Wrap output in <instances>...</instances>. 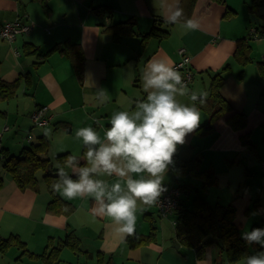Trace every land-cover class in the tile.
I'll return each mask as SVG.
<instances>
[{
	"label": "crops",
	"instance_id": "0c3cea01",
	"mask_svg": "<svg viewBox=\"0 0 264 264\" xmlns=\"http://www.w3.org/2000/svg\"><path fill=\"white\" fill-rule=\"evenodd\" d=\"M223 1L196 0L191 11L183 8L186 17L199 22L198 30L188 31L181 24L166 21L162 0H47V11L38 0H0V28L14 20L31 26L29 33L18 35L13 42L0 39V79L6 82L19 79L16 95L0 101V105L6 103L0 111L6 122L0 127V237L17 236L33 254L31 257L22 255V249L12 244L0 251V264H46L45 258L37 255L46 252L47 258L51 248L68 234L78 239L79 249L63 247L58 264H144L148 252L163 257L164 246L155 242L130 247L126 241L128 236L122 239L109 218L94 214V203L90 199L69 201L56 192L71 211H49L47 207L53 196L46 188L41 171L37 173V190H21L3 168V150L18 155L24 147L38 143L43 137L48 144L43 157L53 161L55 156L68 153L78 156L83 164V146L75 138V132L92 126L103 136L115 111L125 110L131 106L130 100L145 96L142 74L148 61L153 57H166L176 64L180 60L178 51L183 48L190 58L192 91L208 93L212 75L227 66L220 93L233 110L246 114L247 126L234 131L226 123L228 115L219 117L214 121L213 130L207 133L210 134L208 144L201 151L198 140L194 143L198 133L194 131L186 136L185 143L179 146V160L196 158L201 169H213L215 160L224 161L228 167L240 164L241 154L249 150L241 145L240 136L246 131L251 134L264 131L260 127L264 123V77L259 71L264 55V1L256 12L250 10L253 0ZM98 6L109 8L110 15H95L92 9ZM128 19L134 21L140 34L147 33L156 22L169 34L165 39L150 38L144 43L139 36L115 42L107 28ZM240 39L250 46L251 60L245 65L234 58ZM66 42L81 49L83 60L79 74L72 60L59 51L42 59L28 54L25 49L29 45L41 54ZM201 84L204 88H200ZM99 89L109 95L108 101L102 104L96 99ZM180 99L190 102L187 96ZM41 107H47L50 123L37 128L31 116ZM204 113L201 110L200 125L208 119V114ZM96 120L104 128L95 124ZM25 127H28L25 132L16 133L17 128ZM4 128L8 130L3 131ZM49 134L55 137L51 139L52 144ZM212 151L216 152L215 156L208 155ZM258 192L259 208L255 209L258 214L253 224L264 225V183ZM185 195L184 191L181 198ZM235 196L240 197L238 193ZM253 196L251 192L244 196L245 204L241 209L237 200L230 204L236 209L235 224L239 231L247 226L252 215L247 216L246 210L253 206ZM63 207L60 205L59 209ZM150 207L143 206V211L137 213L135 235L150 233V221L154 224ZM206 255L207 260L197 264H215L209 248Z\"/></svg>",
	"mask_w": 264,
	"mask_h": 264
},
{
	"label": "clouds",
	"instance_id": "9594fccd",
	"mask_svg": "<svg viewBox=\"0 0 264 264\" xmlns=\"http://www.w3.org/2000/svg\"><path fill=\"white\" fill-rule=\"evenodd\" d=\"M162 5L168 23L181 24L188 31L198 30L199 22L185 16L181 0H162ZM142 81L145 96L130 100L127 109L115 111L103 136L92 126L75 132V138L82 142L84 163L76 155L68 156L63 165H57L52 184V190L69 201H93L94 214L109 218L122 239L135 234L137 213L143 211V206L160 203L177 147L199 127L198 104L203 105L208 95L189 89L174 61L166 57L150 59ZM185 96L190 102L180 99ZM96 99L102 104L109 95L99 89ZM94 123L104 128L99 120ZM112 177L115 179L110 180ZM241 238L248 245L264 249V228L242 232ZM243 261L264 264V250L245 255Z\"/></svg>",
	"mask_w": 264,
	"mask_h": 264
},
{
	"label": "trees",
	"instance_id": "16d2710c",
	"mask_svg": "<svg viewBox=\"0 0 264 264\" xmlns=\"http://www.w3.org/2000/svg\"><path fill=\"white\" fill-rule=\"evenodd\" d=\"M44 10H49L47 0H38ZM196 0H182L181 5L184 9L191 11ZM223 2V0H217ZM264 0H253L250 6L252 12H256L261 7ZM93 13L97 16L110 15V9L105 6H98L92 9ZM161 23L156 22L151 29L145 33L140 34L136 31L135 23L132 19H128L124 22L116 23L109 26L107 29L112 35L115 42L120 41L125 37L139 36L142 43L150 38L162 40L167 38L168 30L162 29ZM28 54H36L42 59H45L50 53L59 51L68 56L76 69L78 74L80 73V66L83 60L81 49L72 43H64L63 46L57 44L45 53L39 54L37 48L26 45ZM234 58L242 65L250 62V46L243 39L237 41L236 49L234 52ZM227 66L221 71L212 75L208 87V95L206 102L203 105H199L200 109L208 114V119L202 125H200L195 131L198 134H206L213 130L214 121L224 115H228L226 123L232 130H244L247 126V117L244 112H238L232 109L230 104L222 97L220 89L224 83V74ZM259 71L262 77H264V64L261 62ZM19 85V79L13 82H6L0 79V101L11 99L16 95V91ZM264 129V123L260 125ZM251 132L246 131L240 136L241 145L254 150V144L250 141ZM47 141L42 137L39 138L38 143H31L24 147L18 155H11L6 150H3L4 155V170L11 176L13 181L21 190L31 189L37 190L38 179L37 173L41 171L42 178L44 179L47 190L53 196V200L48 204V210L51 212H63L68 213L71 211V207L61 201L56 192L52 190V184L57 177V165H63L65 160L70 154L64 153L54 157V160L43 157V153L47 151ZM179 146L177 152L173 157V165L171 170L175 174L186 173L191 177H197L201 181V188L203 191L208 190L214 186L217 181V177L212 168L201 169L200 161L196 158L189 159L188 161H180L178 157ZM84 149L82 150L83 156ZM178 176V175H177ZM181 195L177 209L172 213L176 223L174 237L176 243L182 245L190 250H193L196 257L201 259L206 246L215 245L224 254L225 259L229 264H234L243 261L245 255H252L256 251H261L259 245H248L241 238V234L237 225L235 224V208L232 205L216 204L210 206L205 201L204 197L199 194L191 197V202H186L181 198L184 191L189 194L190 187L187 185L179 186ZM198 192V191H195ZM60 205L64 207L60 208ZM65 207L69 210L65 211ZM253 207L258 210L259 208V192L256 194ZM253 228H264L262 223H255L251 226ZM156 234V227L153 222L150 221V233L148 235H133L128 236L126 241L130 244V247L136 248L142 245H147L153 242ZM12 244L22 249V255L31 257L33 254L28 252L24 246V243L20 241L17 236H10L7 239L0 237V251H4ZM63 247H68L75 251L79 249V241L76 237L68 234L64 239L51 248L46 258V252L37 257L45 258L46 264H58V256ZM99 262V261H98Z\"/></svg>",
	"mask_w": 264,
	"mask_h": 264
},
{
	"label": "rangeland",
	"instance_id": "374dc122",
	"mask_svg": "<svg viewBox=\"0 0 264 264\" xmlns=\"http://www.w3.org/2000/svg\"><path fill=\"white\" fill-rule=\"evenodd\" d=\"M194 81V80H193ZM191 81L189 84V89L192 88ZM200 82V81H199ZM200 88H204L201 84ZM6 104V103H4ZM1 103L0 111L3 110L4 105ZM207 115L206 113H204ZM208 116V115H207ZM0 123L3 127L4 119L0 115ZM8 127V122L6 124ZM21 127V126H20ZM29 127V126H28ZM28 127L26 128H17L16 133L21 134V131L25 132ZM12 129V128H11ZM254 131V130H253ZM5 134H8L6 132ZM210 134H196V138L194 139V143L198 140V149H204L208 144V136ZM49 143H51V139L54 140L55 137L52 134H49ZM251 141L254 144V150H244L241 154V162L240 164H233L232 166H227L224 161L213 162V169L215 175L217 177L216 184L210 187L208 190L203 191L201 188V181L197 177H191L186 173L175 174L171 168L167 173V176L164 181V185L167 189L172 187H177L187 185L189 187H193V190H189V194L183 196V199L186 202H191V197L196 196L199 194L202 195L210 206H215L217 203L221 205H230L237 200L238 209L245 204L244 196L254 194L253 198H255L258 191L261 190L264 183V170L262 169L264 165V131L262 134H256L252 132L251 134ZM52 144V143H51ZM179 155V150H178ZM208 155L215 156L216 152L212 151L208 153ZM229 160L231 158L229 157ZM204 169V167H202ZM178 175V176H177ZM198 191V192H195ZM237 193L240 197H237ZM151 210L149 212L152 213V220L156 226V234L151 243H157V245H162L165 248V253L162 258L159 257L157 253L148 252L145 255V262L144 264H197L198 261H205L207 260L206 251L209 248L211 252L212 263L215 264H229L225 261V254L215 245H208L205 247L203 252V257L198 259L195 255L193 250H190L182 245L178 244L176 247L175 240H174V231L176 227V223L173 216H161L157 209L150 207ZM252 214L250 219H248L247 226L245 228H240V234L245 231H249L251 225L254 223V218L257 216L255 208L251 205L250 209L246 210V215ZM235 217H236V209H235ZM238 221V220H237ZM257 223V222H256ZM260 223V222H259ZM150 229L148 230V233ZM149 245V244H147ZM145 246V245H143ZM212 250V251H211ZM242 264V261L236 263Z\"/></svg>",
	"mask_w": 264,
	"mask_h": 264
},
{
	"label": "built area",
	"instance_id": "2783aa9c",
	"mask_svg": "<svg viewBox=\"0 0 264 264\" xmlns=\"http://www.w3.org/2000/svg\"><path fill=\"white\" fill-rule=\"evenodd\" d=\"M31 26L22 23L20 20H14L5 23L0 28V39L6 40L8 42H13L16 37L23 33H29ZM180 55V60L175 64L185 78L187 86L193 79V74L190 71V58L186 55L185 50L182 48L178 51ZM261 62L264 64V55L262 56ZM33 126L37 128H42L50 123V117L48 116L47 107H41L36 109L31 116ZM8 128H4L3 131H7ZM2 133H0L1 141ZM29 138V137H28ZM180 189L177 187H172L167 189L166 192L160 197V203L153 205L158 210L161 216H168L172 214L178 207L180 200ZM174 223V221H173Z\"/></svg>",
	"mask_w": 264,
	"mask_h": 264
},
{
	"label": "water",
	"instance_id": "95a60500",
	"mask_svg": "<svg viewBox=\"0 0 264 264\" xmlns=\"http://www.w3.org/2000/svg\"><path fill=\"white\" fill-rule=\"evenodd\" d=\"M176 247H178V244H176Z\"/></svg>",
	"mask_w": 264,
	"mask_h": 264
}]
</instances>
